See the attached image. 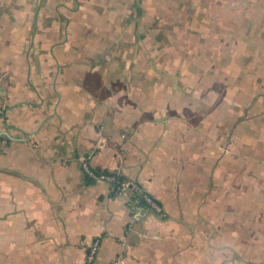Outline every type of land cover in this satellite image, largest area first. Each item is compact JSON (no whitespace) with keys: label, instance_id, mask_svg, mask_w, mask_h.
I'll return each mask as SVG.
<instances>
[{"label":"crops","instance_id":"0c3cea01","mask_svg":"<svg viewBox=\"0 0 264 264\" xmlns=\"http://www.w3.org/2000/svg\"><path fill=\"white\" fill-rule=\"evenodd\" d=\"M253 1L0 0V264H264Z\"/></svg>","mask_w":264,"mask_h":264},{"label":"built area","instance_id":"2783aa9c","mask_svg":"<svg viewBox=\"0 0 264 264\" xmlns=\"http://www.w3.org/2000/svg\"><path fill=\"white\" fill-rule=\"evenodd\" d=\"M1 112L2 111L0 110V113ZM83 168L89 177L111 183L113 185L112 190L114 193L125 194L130 198L134 196V199L138 201V212L142 207L146 206V208H149L158 215H162L164 213L162 205L138 182L121 177L117 173L93 169L87 160H83ZM99 243L100 240L96 239L90 245L84 264L94 263L99 249Z\"/></svg>","mask_w":264,"mask_h":264},{"label":"rangeland","instance_id":"374dc122","mask_svg":"<svg viewBox=\"0 0 264 264\" xmlns=\"http://www.w3.org/2000/svg\"><path fill=\"white\" fill-rule=\"evenodd\" d=\"M243 8H246V9H249V8H251V9H264V0H254L253 2H246L243 4ZM258 19L256 18L255 21H257ZM260 20L263 21L264 19L260 18ZM236 21H237L238 25L240 26L239 29L242 31L238 35L233 33V24ZM224 23H225L224 37H225L226 43L231 42L232 40H235V38H239V41L242 43V45H247V46H251V47L256 46V49L241 50L242 55H243V53H248V52H250L252 54H257L258 57L264 55V48H263L264 47V32H263L264 29H261L259 24L256 26V29L252 28L251 31H248L247 30V29H249L247 26V25H249L248 19H246L244 17H241L238 19L225 18ZM210 36H213L214 38H218L219 35H218V33H215V34H210ZM227 53H229V51L225 50V54H226L225 57H227ZM215 55L216 54L214 51L213 52L209 51V57L210 58H215ZM217 86H221V85H219V84L217 85L215 83L214 87H217ZM213 212H214V214L216 213V211H213ZM210 263H213V262L210 261Z\"/></svg>","mask_w":264,"mask_h":264}]
</instances>
